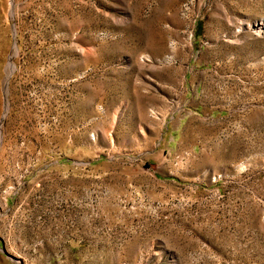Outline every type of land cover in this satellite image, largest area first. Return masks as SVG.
<instances>
[{
  "label": "rangeland",
  "instance_id": "rangeland-1",
  "mask_svg": "<svg viewBox=\"0 0 264 264\" xmlns=\"http://www.w3.org/2000/svg\"><path fill=\"white\" fill-rule=\"evenodd\" d=\"M11 257L264 264V0H0Z\"/></svg>",
  "mask_w": 264,
  "mask_h": 264
},
{
  "label": "water",
  "instance_id": "water-1",
  "mask_svg": "<svg viewBox=\"0 0 264 264\" xmlns=\"http://www.w3.org/2000/svg\"><path fill=\"white\" fill-rule=\"evenodd\" d=\"M3 252H5L4 249H2ZM15 262L19 263V264H22V262L19 260V259H16L14 257H11Z\"/></svg>",
  "mask_w": 264,
  "mask_h": 264
},
{
  "label": "bare ground",
  "instance_id": "bare-ground-1",
  "mask_svg": "<svg viewBox=\"0 0 264 264\" xmlns=\"http://www.w3.org/2000/svg\"><path fill=\"white\" fill-rule=\"evenodd\" d=\"M10 66H11V67H13V64H12V63H10Z\"/></svg>",
  "mask_w": 264,
  "mask_h": 264
}]
</instances>
